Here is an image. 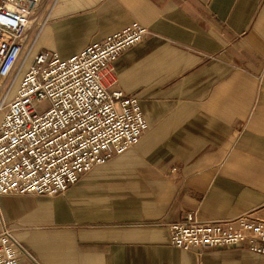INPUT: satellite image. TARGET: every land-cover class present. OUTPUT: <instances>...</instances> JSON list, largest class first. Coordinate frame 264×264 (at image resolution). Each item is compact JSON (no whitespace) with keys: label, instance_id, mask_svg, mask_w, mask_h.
Returning <instances> with one entry per match:
<instances>
[{"label":"crops","instance_id":"1","mask_svg":"<svg viewBox=\"0 0 264 264\" xmlns=\"http://www.w3.org/2000/svg\"><path fill=\"white\" fill-rule=\"evenodd\" d=\"M32 19L30 58L147 28L114 66L148 130L64 196H0L16 239L40 264H264L178 249L168 229L190 213L264 220V0H43Z\"/></svg>","mask_w":264,"mask_h":264},{"label":"built area","instance_id":"2","mask_svg":"<svg viewBox=\"0 0 264 264\" xmlns=\"http://www.w3.org/2000/svg\"><path fill=\"white\" fill-rule=\"evenodd\" d=\"M42 1L0 0V196H64L148 130L138 99L119 89L114 65L149 30L133 23L70 59L55 52L30 58L25 41ZM168 229L171 245L185 251L245 247L264 254V220L251 213L210 222L190 213ZM14 231L0 207V264H40Z\"/></svg>","mask_w":264,"mask_h":264},{"label":"rangeland","instance_id":"3","mask_svg":"<svg viewBox=\"0 0 264 264\" xmlns=\"http://www.w3.org/2000/svg\"><path fill=\"white\" fill-rule=\"evenodd\" d=\"M29 46H30V44H28V47H29ZM23 59H24V57H22L21 60L23 61ZM31 61H32V59H29V61L25 64V67H24L23 71L21 72V74H20V76H19V79L17 80V83H16L15 88H14V90H13V94L17 91V89H18V87H19V82L22 80V78H23L25 72L28 70ZM13 94L11 95L10 100L13 98ZM47 107H48V103H47V102H44V103H42V104L39 106V110H40V111H43V110L47 109ZM26 249H27V248H26ZM27 250H28V249H27Z\"/></svg>","mask_w":264,"mask_h":264}]
</instances>
